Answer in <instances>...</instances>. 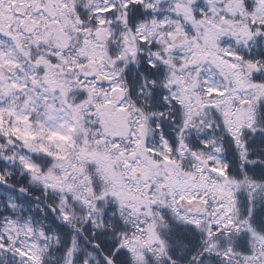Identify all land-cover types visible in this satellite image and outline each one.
I'll use <instances>...</instances> for the list:
<instances>
[{
    "label": "snow or ice",
    "instance_id": "snow-or-ice-1",
    "mask_svg": "<svg viewBox=\"0 0 264 264\" xmlns=\"http://www.w3.org/2000/svg\"><path fill=\"white\" fill-rule=\"evenodd\" d=\"M257 148L264 0H0V264H264Z\"/></svg>",
    "mask_w": 264,
    "mask_h": 264
},
{
    "label": "flooded vegetation",
    "instance_id": "flooded-vegetation-1",
    "mask_svg": "<svg viewBox=\"0 0 264 264\" xmlns=\"http://www.w3.org/2000/svg\"><path fill=\"white\" fill-rule=\"evenodd\" d=\"M256 154L261 156L262 159H264V151H261L259 148L256 149ZM261 166L259 164H257L255 166V172H259ZM257 177L259 178V175H257Z\"/></svg>",
    "mask_w": 264,
    "mask_h": 264
},
{
    "label": "rangeland",
    "instance_id": "rangeland-1",
    "mask_svg": "<svg viewBox=\"0 0 264 264\" xmlns=\"http://www.w3.org/2000/svg\"><path fill=\"white\" fill-rule=\"evenodd\" d=\"M255 142L257 143L258 141H255ZM256 174L259 175V172H256ZM36 192H37L36 195H39V191L37 190ZM240 197H241V199H246V197L244 196L243 193L240 194ZM259 206H260V205H259V202H258L257 207H259Z\"/></svg>",
    "mask_w": 264,
    "mask_h": 264
},
{
    "label": "trees",
    "instance_id": "trees-1",
    "mask_svg": "<svg viewBox=\"0 0 264 264\" xmlns=\"http://www.w3.org/2000/svg\"><path fill=\"white\" fill-rule=\"evenodd\" d=\"M37 194V192L36 191H34V195H36Z\"/></svg>",
    "mask_w": 264,
    "mask_h": 264
}]
</instances>
